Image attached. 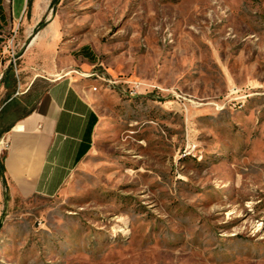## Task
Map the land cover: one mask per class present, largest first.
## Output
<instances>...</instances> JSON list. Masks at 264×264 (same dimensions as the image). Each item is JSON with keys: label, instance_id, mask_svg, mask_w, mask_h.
I'll return each mask as SVG.
<instances>
[{"label": "rangeland", "instance_id": "1", "mask_svg": "<svg viewBox=\"0 0 264 264\" xmlns=\"http://www.w3.org/2000/svg\"><path fill=\"white\" fill-rule=\"evenodd\" d=\"M30 1L0 21V125L57 65L100 121L56 196L6 199L0 264H264V0H51L42 31Z\"/></svg>", "mask_w": 264, "mask_h": 264}, {"label": "crops", "instance_id": "2", "mask_svg": "<svg viewBox=\"0 0 264 264\" xmlns=\"http://www.w3.org/2000/svg\"><path fill=\"white\" fill-rule=\"evenodd\" d=\"M7 1L10 10L6 7ZM23 1V7L17 12L13 8L14 0H0V21L5 23L12 18L24 22L28 16V0ZM32 1L30 20L36 27L51 0ZM46 23L49 25L47 20ZM41 36L51 40L56 38L55 34L48 36V33ZM41 36L34 37L32 42L37 43ZM90 50L95 54L92 48ZM61 70L59 65L51 67L44 75L50 84L35 105L5 126L8 130L2 134L1 152L4 151L8 198L4 195L6 187L0 175V218L9 197L56 196L92 149L100 116L92 101L91 89L83 86L73 71Z\"/></svg>", "mask_w": 264, "mask_h": 264}, {"label": "trees", "instance_id": "3", "mask_svg": "<svg viewBox=\"0 0 264 264\" xmlns=\"http://www.w3.org/2000/svg\"><path fill=\"white\" fill-rule=\"evenodd\" d=\"M29 5H31V1L30 0H28V6ZM45 25H46V20L45 19L41 20L37 24V26L35 27V31H39ZM80 51H81L82 54H84L85 56H87L88 59H90L91 61H94L95 60V54L90 50V47L83 46ZM11 71H12V68L10 67V69L5 72V75H4L5 76V79L10 74ZM10 76H12V78H14V74L13 73H11ZM10 85H11L10 81L9 82H6V86L9 87ZM6 130H8V127H3L2 125H0V135H2L3 132H5ZM3 160H4V157H3ZM3 160L0 161V175L2 176V180H3L4 186L6 187V191L4 192V195H5L6 198H8L7 182H6L5 175H4L5 166H4ZM2 226H3V218L1 217L0 218V229L2 228Z\"/></svg>", "mask_w": 264, "mask_h": 264}]
</instances>
